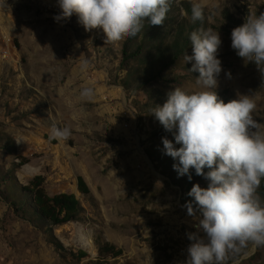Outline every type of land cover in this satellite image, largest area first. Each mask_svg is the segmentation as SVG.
<instances>
[{
	"label": "rangeland",
	"instance_id": "1",
	"mask_svg": "<svg viewBox=\"0 0 264 264\" xmlns=\"http://www.w3.org/2000/svg\"><path fill=\"white\" fill-rule=\"evenodd\" d=\"M190 1L211 13L212 24L225 8L242 23L264 13V0ZM2 5L0 0V264H147L150 251L152 264H182L190 244L186 233L195 231L183 207L187 175L178 176L168 159L159 161L162 137L175 141L152 110L175 87L204 90L196 83L199 73L189 71L194 61H181L143 87L134 76L127 90L123 81L135 68L122 63L128 37L105 43L103 31H86L76 14L57 23V0ZM233 29L219 32L223 71L216 91L225 103L237 93L250 95L256 131L264 134V78L231 47ZM85 87L93 89L91 99L81 96ZM53 124L68 127L71 136L50 139ZM23 157L28 163L21 166ZM35 176L44 178L48 195L75 194L84 208L80 221L49 229L19 210L26 200L21 187ZM78 177L89 196L79 193ZM197 183L207 188L209 181L198 176ZM106 242L122 256L99 260L97 244ZM82 250L88 256L79 259ZM224 264H264V246L249 243Z\"/></svg>",
	"mask_w": 264,
	"mask_h": 264
},
{
	"label": "clouds",
	"instance_id": "2",
	"mask_svg": "<svg viewBox=\"0 0 264 264\" xmlns=\"http://www.w3.org/2000/svg\"><path fill=\"white\" fill-rule=\"evenodd\" d=\"M57 4L61 10L53 17L57 23L76 14L86 31L101 29L105 43H113L136 36L145 19L164 25L172 0H57ZM191 19L203 25L201 4L191 5ZM189 40L193 54L185 53L184 61H194L189 71L199 73L196 83L204 90L188 93L175 87L152 114L174 137L175 143L167 137L162 143L165 154L178 160L173 164L178 176L187 175L191 181L194 169L209 181L207 188L193 184L187 193L193 199L183 205L195 231L186 233L190 244L182 264H224L230 252L249 243L264 246V201L257 193L264 178V134L256 131L260 125L250 95L237 93L227 103L218 96L223 71L219 32L201 26L191 31ZM231 47L244 61L254 63L264 78V13L248 15L232 30ZM226 75L231 78L230 72ZM81 96L91 99L94 91L85 87ZM71 134L68 127L53 124L50 139L67 140ZM145 257L152 264L151 251Z\"/></svg>",
	"mask_w": 264,
	"mask_h": 264
},
{
	"label": "trees",
	"instance_id": "3",
	"mask_svg": "<svg viewBox=\"0 0 264 264\" xmlns=\"http://www.w3.org/2000/svg\"><path fill=\"white\" fill-rule=\"evenodd\" d=\"M193 3L190 0H172L171 9L167 13L164 25L154 26L151 25L148 19H145L142 31L134 37L129 36L125 40L122 49V63L125 64V68L131 62L135 65L132 70H127V77L122 84L125 89H131L129 84L134 76L139 78L140 87L151 81L166 77L165 72L175 68L183 61L185 53L192 55L189 34L194 29L203 26L227 33L230 28L243 24L227 8L221 11V20H218V24H212L209 22L211 13L205 7H203L205 14L203 25L199 21L193 23L191 19V5ZM162 153L164 155L158 157L160 162L166 158L171 163V167L174 163H178V160H173L165 152ZM147 154L154 160L151 152ZM22 159L21 166L28 163L26 158L23 157ZM207 171L208 169H205V172ZM190 172L192 179L190 181L187 176V190L182 195V199H187L184 204L193 199L187 193L193 186V180L198 177L194 169H191ZM175 173L178 175L177 171ZM43 185L44 178L35 176L27 186L21 187V192L26 200L16 207L19 210L24 209L33 222L43 224L49 229L80 221L84 208L75 194L58 193L51 196L46 193ZM77 188L83 196L90 195V188L82 177H78ZM257 193L264 201V178L261 179ZM97 248L99 260L115 259L123 254L121 249L108 242L97 244ZM87 256V252L83 250L78 253L79 259Z\"/></svg>",
	"mask_w": 264,
	"mask_h": 264
},
{
	"label": "bare ground",
	"instance_id": "4",
	"mask_svg": "<svg viewBox=\"0 0 264 264\" xmlns=\"http://www.w3.org/2000/svg\"><path fill=\"white\" fill-rule=\"evenodd\" d=\"M92 244V243H91Z\"/></svg>",
	"mask_w": 264,
	"mask_h": 264
}]
</instances>
